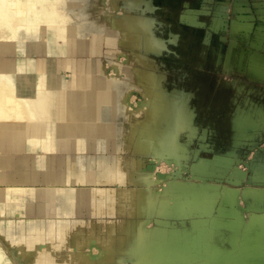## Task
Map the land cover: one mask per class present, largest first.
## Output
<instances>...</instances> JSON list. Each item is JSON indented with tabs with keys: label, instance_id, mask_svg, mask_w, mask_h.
Returning a JSON list of instances; mask_svg holds the SVG:
<instances>
[{
	"label": "bare ground",
	"instance_id": "bare-ground-1",
	"mask_svg": "<svg viewBox=\"0 0 264 264\" xmlns=\"http://www.w3.org/2000/svg\"><path fill=\"white\" fill-rule=\"evenodd\" d=\"M56 1L59 0H0V185L6 186L0 187V217L4 218L0 233V264H124L127 258L133 264H214L219 253L215 246L209 259L204 256L201 260L193 255L195 250L204 247L201 236L210 237L214 224L221 223V220L214 218L209 226H206L205 219L193 221L196 228L198 226L190 239L193 241V246H190L193 255L186 257L180 244L169 242L171 236L180 238L181 233L174 229L166 232L163 217L158 219L156 226L151 227L146 222L145 213L159 209L168 216L183 219L193 207L200 211L210 208L213 196L220 195L222 184L209 182L206 176L219 169L222 171V167L230 168L233 158L226 155L235 148L236 128L241 125L240 117L243 114L238 110L241 108L238 107L237 113L225 111L215 114L205 122L200 137L201 148L213 151L214 156L211 159L199 157L191 165L194 176L203 181L199 186L193 182L179 181L170 175L166 180L159 179L156 168L152 170L144 166L142 156L146 153L154 158L187 156L186 148L180 144L179 138L182 132L187 131L191 137L197 129L195 120L200 91L175 86L168 90L162 85V72L128 66L114 58V53L120 55L121 50L116 46L119 41L132 47L136 62L140 65L148 52L154 53L163 62L166 58L183 54L179 48L181 37L172 28L160 27L162 21L157 17L155 0H100L102 8L98 9L94 0L86 2L80 13L84 22L82 26H70L64 10L57 12L47 6L27 11L18 7L20 2L50 5ZM67 1L76 6L82 3V0H65L63 4ZM120 2L123 11L112 17L115 6ZM95 16L101 17V20ZM99 24L101 28L95 33L94 26ZM111 27L117 28L118 40L115 42L103 37ZM90 30L91 52L99 53V45L103 43L116 48L109 60L114 66V73L105 71L98 56L89 55L78 79L75 77L79 66L75 55L86 51L85 31ZM27 45L29 50L26 49ZM19 53L29 55L26 69L21 64L23 60L18 63ZM32 54L39 55V58L35 60ZM44 54L45 61L40 58ZM59 54L65 56L63 60L60 59V64ZM62 67L71 68L73 77L65 78L59 70ZM31 70L35 71L34 86L28 78ZM87 72L90 73L89 83ZM143 79L150 82L148 86L144 85ZM133 90L140 91L143 96L137 106H131L126 99L127 93ZM6 99L16 104L24 100V111L30 105L27 116L43 119L47 134H41L44 127L37 123L28 125V117L25 119L23 115L26 112L17 109L19 104L16 108V104L12 103L16 112L11 109L15 113H7ZM35 101L38 104L34 105ZM31 102H34L33 107ZM88 103L101 107L88 108ZM3 104L6 105V111ZM21 104L20 109L24 105ZM74 105L82 106V114L88 115L90 119L83 128L77 127L79 129L70 134V129L66 128L62 120L65 114L70 117L79 112ZM137 112L144 114V118L138 119L136 126L131 128L127 120H132ZM109 131L112 134H108ZM115 134L123 138L124 150L129 154H121L120 146L115 150L119 154L116 159L110 155H102V158L98 156L95 158L97 166L84 170L88 138L92 139L98 150H105L112 144L109 137H115ZM219 134V140L215 141V135L217 137ZM104 137L109 139L104 140ZM65 150L73 153L70 166L64 165ZM30 151L35 152L34 160L41 168L49 153H57V166L41 171L27 166ZM14 153L25 154L18 158L23 167L21 171H13ZM235 176L237 181L242 180L245 173L238 172ZM40 178L56 181L59 185L31 183ZM83 181L114 182L115 186L109 194L111 201L119 214L126 212L137 215L134 228L128 231L124 223L118 228V224L109 219L102 239L103 229L97 226L93 216L94 211L98 213L107 207L109 200L104 191L92 190L90 185L81 186ZM73 182L78 185L65 186ZM223 188L220 197L224 204L233 203L240 197L252 196L251 206L254 207V212L245 214L247 221L241 227L242 235L232 236L234 249L248 252L249 245L245 239L253 223L260 225L253 246L260 247L264 243V207H257L256 203L264 196V187L247 185L234 188L224 185ZM62 199L69 206L62 205L59 202ZM34 200L48 203L45 216L48 220L40 222L31 216L30 204ZM8 201L13 202V216L5 214ZM223 208L232 216L240 214V210L231 205ZM228 221V225L235 226V221ZM92 245L98 247L95 254L92 253Z\"/></svg>",
	"mask_w": 264,
	"mask_h": 264
},
{
	"label": "rangeland",
	"instance_id": "rangeland-1",
	"mask_svg": "<svg viewBox=\"0 0 264 264\" xmlns=\"http://www.w3.org/2000/svg\"><path fill=\"white\" fill-rule=\"evenodd\" d=\"M89 1H93V0H82V3L78 6L73 5L70 1H67L66 4H63L65 0L56 1L54 3H51L50 5H46V4L38 5L35 3L31 4L27 2H20V4H18V7H21L27 11L34 9L35 7L44 9L47 6L55 9V11L57 12L64 10L68 15L67 17L68 19H66V21L69 22L70 26L71 25L82 26L84 22L80 16V13L83 10L82 8L86 4V2L89 3ZM94 2L97 5L96 9L101 7L102 3L100 2V0H94ZM155 2L156 4H154L155 5L154 8L157 11L156 13L157 17L162 21L161 22L162 25L160 27L174 29V31H176L179 34V37H189V41L183 42L184 45H182L179 48L193 50L194 54L192 58H190L189 62L191 63L194 62L195 64H197V66L201 65L202 67L203 73H199V74L195 73L194 76L191 78V81L205 83L206 92H207V96H205V103H208L209 101L214 103L215 101L217 102L220 100V98L223 97H225V99L229 101V99L233 97L235 92L238 90L239 86L242 87L241 89L243 93L246 92L247 90L250 92L251 88H253L254 91L256 90L258 91V89H263L264 91V76L257 77L256 75V74L264 73V60L258 59L260 57L264 58V0H155ZM122 11H123V7L120 2L115 6L111 16L114 17L115 14H120ZM97 18L99 21L101 20V17H97ZM100 28H101L100 24L95 25L94 26V31H96L95 33H97L100 30ZM103 37L106 39H110L114 42L117 41L118 40L117 28L111 27L109 31L103 35ZM91 38H92V31L91 30L85 31L86 51L75 55L77 59V65H79L77 68L78 70H76L75 73V77L78 79L80 78L81 71L84 69L87 57L89 55H93V57L96 58L98 56L100 62L104 65L105 71L109 74L114 73V66L112 65V62H110L109 60L110 57L112 56V52H116V48L107 47L106 44L103 43L99 45L100 52L93 53L91 52L92 49L90 47ZM137 43L139 44V42ZM28 46L29 45L26 46L27 50L30 49ZM116 46H118V48L121 51L119 52L120 55H117L118 53H114L115 54L114 58L119 59L118 61H120L121 63H125L128 66L140 67V70L146 69V71L156 70L157 72H162L164 74V77L162 78V85L166 87L168 90L172 89L169 83L181 82L182 78L186 77V72L185 70L183 71L182 69L184 65V61L183 62L176 61L177 62L176 64L173 63L177 58H183L184 56L183 51L181 52L183 53L181 54V56L173 58L175 60L166 58L163 60V62L160 60V58L157 55L155 56L154 53L148 52L145 53L143 57V62L140 65L136 62V55L129 44L121 43L118 41ZM137 48L138 47L136 46V49ZM28 57L29 55L25 53L17 54L18 63L20 64L21 60H23V62L21 63L23 65V69L24 67L26 69L28 63L26 58ZM31 57L35 58L36 60L37 58H39V55L32 54ZM57 57H59L58 64H60L61 62L60 59L63 60L65 56L63 54H59ZM40 58L43 61H45L46 55L44 54ZM113 60L115 59H112V61ZM62 62L63 64L65 63V61ZM141 67H145V68H141ZM38 69H41V67H38ZM59 70L65 76V78L68 79L73 77L71 76L72 74L71 68L62 67L59 68ZM86 74L88 77L87 83H89L90 73L87 72ZM123 75H125V71H123ZM34 77H35V71L31 70L30 72H28V78L32 80L31 82L32 86H34L35 84ZM143 82L144 85L146 86H148L150 83L147 81V79H143ZM142 98L143 96L140 91H134V90L129 91V93H127L126 95V99H128L129 104L131 106H137L142 101ZM19 102L16 104V102L14 101L11 102L9 100V102L8 101L6 102L8 109L6 108V105L4 106V104L3 107L5 108L3 109L5 111L7 109L6 111L7 113H11V114L12 112L15 113L16 110L12 108V106L15 103L16 105L14 106H16V108L17 105L19 104L17 108L19 109V111L20 110L24 111L25 101L23 100ZM35 102H36L35 104L34 102L33 103L31 102V105L38 104L37 101ZM21 103H23L24 105ZM20 104L23 105L22 109L19 108ZM88 104H90V107L88 105V108L101 107L98 104L96 105H92L91 103ZM8 105H10L11 107H9ZM74 106L76 107V110H78L79 112H77L76 114H72L70 117H66L67 115L65 114L64 115L65 119L62 120L66 128H68V130L70 129L69 131L70 134H74L75 130L77 131L79 129V128L76 129L77 127L83 128L84 124L87 123L86 121L90 119L88 115L82 114V109H83L82 106H76V105ZM56 107H58V105ZM29 108L30 105L26 106L27 110L22 112V113L26 112V114H23L24 118L27 116V114H29L28 113ZM11 109L15 110V112L12 111ZM27 117L31 119L29 120L28 118L27 119L25 118L27 120L28 125L32 123H37L44 127V130L41 132V134H47L46 133L47 128L45 129L44 126L45 122L43 119L37 120L35 117L34 119L31 116H27ZM143 118H144V114L138 113L131 118L132 120H127V125L133 128L136 126L137 121H139L138 119H143ZM64 133H66L65 130ZM69 133H67L68 136L70 135ZM107 133L112 134L111 131ZM108 137H104V140L105 138L106 140L110 138V142L112 144H110V146L105 150L104 149H99V150L117 152L115 150H118V147L121 146L122 147L121 154H125V156L129 154L128 151L124 150V144H123L124 140L122 137L118 135H116L115 137H109V138ZM88 139L92 141V139L90 138ZM180 144L186 148L187 156H179V157L177 156L174 158L173 156H169V155L161 156L163 159L159 157L162 161L161 163L156 164L157 166L155 169L156 173L158 171L165 172L167 175L177 177L179 181L187 182V183L193 182L194 184L199 186L203 181L199 180L200 177L194 176V172H192L193 169L191 170V165H193L195 160H197V157L195 156V154H192L190 152L187 146H185L181 142ZM193 146L195 147V143L192 144V147ZM65 151L66 154L69 153V150H65ZM14 154L12 156L13 171L14 172L21 171L23 167L18 162V158L24 156L25 154L24 153H14ZM213 156L214 154L209 152H203L200 155V157H204L208 159L213 158ZM226 156L229 157L230 155L227 154ZM99 157L102 158V155H99ZM149 159H153V160L155 159L154 161H157L158 157L154 158L149 153L144 154V156H142V161L143 162L145 161L144 166L146 168ZM167 160H172L173 163L171 165H168ZM179 165H185L186 170L189 171L184 173V170L183 171L178 170L177 167ZM234 166L235 165L232 159L230 162V168L222 167V171L219 169L216 172L210 173L209 176H206L209 179V182H221L222 185L220 186V195L221 194L223 195L224 185H229L236 188L245 184L244 180L237 181L236 179L237 177L235 176V174L238 172L240 173V171L237 170ZM51 172L54 173L53 170H51ZM190 174L193 176V178H191ZM0 187L5 188L6 186L0 185ZM220 195L213 196L214 198L209 204L210 208H207L204 211H200L196 209V207L195 208L193 207L183 219L180 217L168 216L167 214H164L165 217H167L166 219L165 217L162 218L163 220H165L163 225L167 227L166 232H168V229H174V230H178L181 233L180 238L179 237L175 238L171 236L170 241L169 240L168 241L172 243L177 242L178 244H180L181 249L185 254V256L190 257L193 255L192 254L193 249L190 250V246H193V241L192 240L190 241V239H192L191 236H193V233H195L196 230L198 229V226L196 228L193 221L195 219H205L206 226H209L211 225V222L213 221L214 218H218L219 220H221L220 221L221 223L214 224L215 227L213 228V232L211 233L210 237L202 238L201 236V240L203 242L204 247L198 249V251L195 250L193 256H196L201 260H203L205 257L209 259L213 254L212 253L213 246H215L216 248L219 249V253L216 254V262H215L216 264H219V262H221V264H229L226 262L228 261L230 262L231 259L235 260L233 264H264V243L263 245H260V247L253 246L256 242L257 234L260 231V225L259 228H257V226L255 225L256 223L250 225V228L247 232V236L245 239L246 243L249 245V249H247L248 252L246 251L247 253H245L244 251L241 250L240 251L235 250L232 242V236L237 235L240 237L242 235L241 227L244 225L243 222L247 220V215H245L244 217L243 215L244 211H242V213L240 211L239 216L236 217L237 220H235V226L228 225L226 222L228 221V218L224 219L222 217V215L226 213L223 207H230L231 205L235 208L234 206L235 201L233 203L224 204L223 203L224 201H222ZM240 198H241L240 200L245 199L244 202H241L242 205L244 206L248 205L249 207V211H246L245 214L254 212V207L251 206L252 196H248L246 198L244 197L243 198L240 197ZM9 203L13 204V202H9ZM256 204L257 207L263 208L264 196L261 199H259ZM214 211L216 213H214ZM148 213L150 212L145 213L146 217ZM186 217H191L192 226L189 228L185 224ZM3 219L4 218L0 219V233L2 230L1 227L4 224ZM170 219L173 220V223L169 221ZM176 220H179L182 226L176 225L175 223ZM146 222L148 223V225H150L148 218H146ZM114 223L116 225L118 224L116 223L115 220ZM122 225L124 224L121 223L120 226ZM231 229L233 231H231ZM221 242L224 243L223 247L220 245ZM228 242L232 243L233 246L232 248L224 247L225 245L229 246ZM2 245L6 247V244L4 242H2ZM91 248L93 254L98 252L97 246L94 247L92 245ZM238 252H242L241 253L242 255L239 254ZM233 253L236 254V256L235 255L232 256ZM237 255L240 256V258ZM124 264H133V262L131 259L127 258Z\"/></svg>",
	"mask_w": 264,
	"mask_h": 264
},
{
	"label": "crops",
	"instance_id": "crops-1",
	"mask_svg": "<svg viewBox=\"0 0 264 264\" xmlns=\"http://www.w3.org/2000/svg\"><path fill=\"white\" fill-rule=\"evenodd\" d=\"M193 54H194L193 50H186L184 53V56L182 58V62L184 61V65H183L182 69H183V71L185 70L186 77H183L181 82L169 83L171 88L173 86H176V87H180L182 89L193 90V91L199 89V91H200V94L197 98V102H198L197 114H196L197 119L195 120V123L197 124V129H196L194 135H192L191 137H190L188 131L182 133V135L179 138L180 142L182 144H184L185 146H187L192 154H197V158H199L201 153H203V152H209V153L214 154L213 151H209V150H205L204 148H201V138L200 137H201V132L203 131L205 122L207 121V119L211 118L215 114H221V113H224L225 111L229 112L230 114L235 113L237 111L238 107L241 108L238 110H240V112L243 113L240 117L241 118L240 122H241V126H242L240 128L241 131H244V130L246 131L247 130L246 128L248 127L247 125L250 124L251 127L254 126V127L258 128V129H256L257 132L261 133L260 135L263 137L264 136V127H263L264 126V91H263V89H258V91L257 90L254 91V89L251 88L250 92L247 90L246 92L243 93L242 89H241L242 87L239 86L238 90L235 92L233 97H231L229 99V101H227V99H225V97H223V98H220V100L217 102L215 101L214 103H212L211 101H209L208 103H205V96H207L205 83L191 81V78L194 76L195 73L196 74L203 73L201 65L197 66V64H195L194 62H192V63L189 62L190 58H192ZM258 59L264 60L263 57H260ZM256 75H257V77L258 76L261 77V76H264V73L263 74L262 73L256 74ZM248 106H249V108H248ZM199 122H200V124H198ZM237 130L238 129L236 128V131ZM237 133H238V131H237ZM237 133L235 134L236 138L238 137ZM218 137H220V134L217 137L215 135L214 140L218 141L219 140ZM193 143H195V147L194 146L192 147ZM28 154H29L28 155L29 157H28V161H27V166L32 167L35 170L37 169V171H41L43 169L50 170V169H54L57 166L59 156L55 152L48 154V159L44 163L43 168L39 167L37 162L34 160V154H35L34 151H30V152H28ZM99 155H105V156L111 155L112 157H114L116 159V157H118L119 154L117 152H113V151L110 152V151L98 150L97 147L94 146L93 141L88 139L87 148H86V152H85V166L83 169L86 170V168L92 167V166L96 167L97 164L95 162V160H96L95 158H97ZM64 156L66 157V161H65L64 165L70 166L73 163V159H72L73 153L69 151V153L66 154V152H65ZM104 158H106V157H104ZM38 173H40V172H38ZM41 178L39 180L33 181L31 183L33 185H42V186L59 185L58 182H56V181H52V180L51 181H45V180H41ZM67 185L77 186L78 183L73 182L70 184H66L65 186H67ZM80 185L81 186L90 185V186H92V190L98 189V190L104 191L106 198L109 200V201H107L108 203H106L107 207L103 208L98 213H96L97 210L94 211L95 213L93 216L94 221H96L97 226L99 228L103 229L102 239H103L104 234L107 230L106 222L109 219H114L116 221V223H118V228L120 227L121 223H124L127 226L126 228H128V231H130L131 228L132 229L134 228L135 217H137V215L136 214H134V215L127 214L126 212H125V214H119L115 205L113 204V201H111V197L109 194H110V191L112 190L111 188L115 186L114 183L109 182V181H96V182H91V183H89L88 181H83L80 183ZM59 202L64 206H69L68 202L66 203V201L64 199L59 200ZM234 206H235V208L238 209L237 199L234 202ZM47 210H48V203L47 202L40 201V200H34L30 204L31 216L33 218L35 217L40 222L48 220L47 218H45ZM214 213H216V212L214 211ZM5 214L8 216L14 215V206L12 203L6 202ZM162 217H165V215L162 211L160 212L159 209H154L150 213L147 214V218L149 219V224L151 226L157 225L158 219H160ZM222 217L224 219L228 218L229 221L237 220V218L235 216H232L231 214H228V213L223 214ZM1 218L2 217H0V219ZM54 221H56V220L54 219ZM169 221L171 223H173L172 219H170ZM246 221H244L243 224H245ZM175 223L178 226H182L181 223L179 222V220H176ZM185 224L188 228L192 226L191 217L185 218ZM255 225L257 226V228H259V224L256 223ZM231 231H233V230L231 229ZM96 243L98 244V241ZM223 244H224L223 242L220 243V245L222 247H223ZM228 244H229V246L225 245L224 247L225 248H232L233 247L231 242H228ZM234 262H235V260L231 259L230 262H226V263L233 264ZM219 264H221V262H219Z\"/></svg>",
	"mask_w": 264,
	"mask_h": 264
},
{
	"label": "water",
	"instance_id": "water-1",
	"mask_svg": "<svg viewBox=\"0 0 264 264\" xmlns=\"http://www.w3.org/2000/svg\"><path fill=\"white\" fill-rule=\"evenodd\" d=\"M247 130L241 131V125L237 127V138L235 137L234 144L235 148L228 154L233 158L234 167L240 172L245 173V177L242 179L245 181V184L241 186L253 185L257 187H264V136L262 137L257 132L256 127H251L250 124L247 125ZM161 163V159L158 158L157 161L149 159L147 163V169L154 170L156 164ZM172 160H167V164L171 165ZM178 170L186 173L189 170H186L185 165H179ZM157 177L162 180H166L168 175L165 172L158 171L156 173ZM191 178L193 176L190 174ZM190 178V177H189ZM245 199L240 200L238 198L237 204L238 209L244 211L243 215L245 217V212L249 211V207L242 205L241 202H244ZM91 249V248H90Z\"/></svg>",
	"mask_w": 264,
	"mask_h": 264
},
{
	"label": "flooded vegetation",
	"instance_id": "flooded-vegetation-1",
	"mask_svg": "<svg viewBox=\"0 0 264 264\" xmlns=\"http://www.w3.org/2000/svg\"><path fill=\"white\" fill-rule=\"evenodd\" d=\"M187 41H189V37H181V42H182L181 46L184 45L183 42H187ZM186 50H187V49H184V48H183V49H180V51H181V52L183 51V53H185ZM167 59H168V58H167ZM170 59L175 60V59H173V58H170ZM172 60H171V61H172ZM176 61H177V62H178V61H182V58H177V59L175 60V62H173V63L176 64V63H177Z\"/></svg>",
	"mask_w": 264,
	"mask_h": 264
}]
</instances>
